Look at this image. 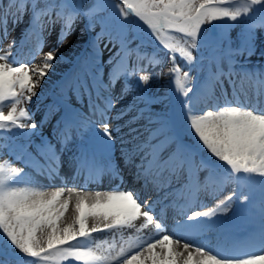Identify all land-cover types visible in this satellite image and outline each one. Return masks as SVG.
Segmentation results:
<instances>
[{
  "label": "snow or ice",
  "instance_id": "1",
  "mask_svg": "<svg viewBox=\"0 0 264 264\" xmlns=\"http://www.w3.org/2000/svg\"><path fill=\"white\" fill-rule=\"evenodd\" d=\"M27 14L28 36L36 38L28 57L21 59L20 49L13 54L16 40L0 48V264H264V72L253 73L236 59L254 54L256 31L264 29V0H94L87 7L85 0H0V43L8 38L9 20L17 25ZM81 18L86 31L97 24L100 30L89 41L90 54L59 85L65 114L63 127L58 121L53 133L56 143L42 137L37 156L22 145L17 151L15 137L30 139L38 127L26 105ZM57 23V43L37 63L44 32ZM236 25L243 26L242 41L233 49L226 38ZM144 37L154 47L151 54L144 50ZM137 39L141 42L132 47ZM109 45L119 47L104 62ZM165 63L166 71L155 75L170 77L180 109L150 119L159 127L148 129L140 141V129L131 125L143 118L139 105L146 98L128 81L136 77L138 85H148L149 69ZM245 79L251 82V97ZM130 93L132 99L117 109ZM73 97L77 104L87 100L88 114L71 106ZM133 111L136 115L124 124L110 122ZM123 127L128 133L121 144L131 145L121 149L124 164L135 168L133 177L143 181L142 189L151 184L162 193L151 204L142 201L140 191L120 186L124 180L112 148ZM74 140H79L74 177L86 173L87 182L107 171L120 184L106 191L69 186L60 177L61 155ZM5 149L15 160L4 158ZM29 170L49 183H40ZM229 186L231 192L214 206L203 203L202 197L217 200ZM157 205H162L158 213ZM233 205L250 217L242 252L206 239L229 231L219 217ZM169 208L175 211L171 233L165 221Z\"/></svg>",
  "mask_w": 264,
  "mask_h": 264
},
{
  "label": "rangeland",
  "instance_id": "2",
  "mask_svg": "<svg viewBox=\"0 0 264 264\" xmlns=\"http://www.w3.org/2000/svg\"><path fill=\"white\" fill-rule=\"evenodd\" d=\"M93 2H94V0H85V7L91 5ZM102 15H107V12L102 13ZM29 23H30V14L25 15L23 17V20L17 25H13L11 23V20H9V23H8L9 35H8L7 39H4L2 41V43H0V48L6 49L12 41L11 38L18 31V34L14 37L13 40H15L17 38L16 42L19 44H21V41L24 42L23 46L22 47L20 46V51L23 50V52H21L22 55L20 58L25 59L26 57H28V53H29L30 49L34 48L35 42H36L35 36H28ZM86 23H87V21L84 18H81L80 20L77 21V24L75 26L74 31L72 32L71 35H69L65 39L63 45L59 49V52L57 53V60H56V62H54L53 69L51 71H49L48 75L44 78V81L42 82L41 86L36 89L37 96L33 97L32 103L30 105H26L27 107H30L31 109L36 110L39 106L50 103L54 97L53 95H55L60 90L59 85L62 83V81L66 77V75H68L70 73V71L73 69L74 65L78 62V60L86 58L87 52L90 51V48H87V45H88L87 42H89L92 35H95V33L100 30V26H99V24H97L94 31H91V32L86 31L85 30V24ZM216 23H219V22H216ZM242 27H243L242 25H236V26L232 27L231 29H228L226 39L227 40L232 39L235 45L241 44ZM59 29H60V24L57 23L54 26H49V28H47L45 30V32H44L45 42H44V46L41 50L40 55H38L36 57L37 63L40 62V58H41L42 54L44 52L49 51L57 43L58 36H59ZM232 30H234L235 33L232 34ZM19 31H21L20 34H19ZM133 34H134L133 32H129V39H131ZM256 34L257 35L255 37V41L260 40V42H263V44H264V29H257ZM141 35H143V34H141ZM69 38L75 39L77 41H76V44L71 49H69L68 51H65L66 50V41L69 40ZM104 42L106 43L107 40H104ZM140 42L141 41L139 39L134 40L132 42L131 46L135 47L136 44H139ZM144 42H145L144 43V50L147 51L149 54H151L152 51H154L153 45L148 42L147 37H144ZM257 45L258 44H256V42H255V51H254L253 55L248 56L247 53H245L242 56H237L236 59L242 60L244 62L247 61L246 63H241L245 67L249 66V61H253V62H259V60L264 61V45L263 46H257ZM118 47H119V45H117V48H115L114 54L117 51ZM111 48H112V46H111ZM17 49H19L17 46L15 48H13V54L14 55L17 53ZM160 55L164 56L165 61H167V56L163 51L160 52ZM60 57H63V59H60ZM238 57H240V58H238ZM178 62H180L183 65L182 61H178ZM167 67H168V64L165 63L162 67H159L157 72L162 71V70L166 71ZM152 76H153V78L148 85H138V80L136 77H132L128 81L130 86L132 88L136 89V92L138 94L142 93L144 95V97L146 98V103H141L139 105V107L144 109V115H148V117L151 115H154L156 117V119H158V118L164 117V116H171L173 111H174L173 105L175 103L173 100H175V98H176V93L174 92V86L171 85V83H170V77H168L167 75H163L157 79L155 73H153ZM244 83H246V82H244ZM120 87H121V84L118 83L115 90L120 91ZM129 96L128 97L126 96L123 101L118 103L116 105V108L117 109L120 108L122 104H126L129 100H131L132 94L130 97ZM176 101H177V105H179L178 99H176ZM5 111H7V108H5ZM114 113H115V109H113V114ZM133 115H136L135 111H133L132 113H129V116H133ZM37 117H39V114H37ZM110 122L112 124L120 123V121L118 122L115 120H112ZM120 124H124V122L120 123ZM136 124H137V126H136ZM136 124H133L131 126H133V127L136 126L134 128H139V129H141V132H142V130L144 128L140 127L139 122H137ZM149 126H151V125H149ZM183 130L184 129H181L180 134L187 141L188 135L187 134L185 135ZM126 133H128V127H123L120 133L115 134V141H116V144L119 145L120 149H122V147H125L124 145L121 144V136L125 135ZM75 141L79 142V140H75ZM69 144L71 145V147L68 148V146H67V148H65V150L63 151L61 156H63L64 153L67 152L69 154L73 153L71 155V157L73 158V156L76 154V152H74L75 149L72 145V142ZM173 146L175 147V145H173ZM113 151H114V149H112V152ZM114 156H117V153ZM68 158L70 159V156L67 157V159ZM120 161H121L120 163L124 162L123 158H121ZM61 162H62V166L60 168V177L64 178L65 170L67 171V173L69 172V166H71V162L62 161V159H61ZM55 181H57V183H58V181H60V179L57 178ZM148 200L150 201L151 198H149ZM232 215H233V219L237 223V225L235 227H237V226L241 227L242 226L241 224L243 221H245L243 226L250 224L249 223L250 220H248V219H250V217H248L245 214L242 206L238 208L237 205H233ZM173 224H174V222L170 223L171 228H172Z\"/></svg>",
  "mask_w": 264,
  "mask_h": 264
},
{
  "label": "bare ground",
  "instance_id": "3",
  "mask_svg": "<svg viewBox=\"0 0 264 264\" xmlns=\"http://www.w3.org/2000/svg\"><path fill=\"white\" fill-rule=\"evenodd\" d=\"M20 32L21 31H19V34H20ZM233 33H235L234 30H232V34ZM17 34H18V31L13 35V37L11 39L13 40ZM92 36H94V35H92ZM15 40H17V38ZM76 41L77 40H75V39L69 38V40L66 41V50L65 51H68L69 49H71L76 44ZM255 42H256V44H258L257 46H263L264 45L263 42H260V40H256ZM87 43H88L87 48H90L89 42H87ZM104 43H105L104 41L101 42V48H103ZM228 44H230L233 49H235L241 45V44L235 45L232 39L226 40V46ZM17 45H18V43H17ZM114 51H115V48H111V45H109V47L107 49L103 50L102 60L104 62H106L107 59L109 58V56L114 55ZM21 52H23V50H21ZM90 52H91V48H90ZM158 69H159V67L156 69H150L149 71L153 74V73H156L158 71ZM106 72H107V68H105V73ZM193 75H197V73H195ZM200 75H203V73H200ZM236 79L239 83V78H236ZM246 83H244L243 86L247 90L249 97H251L253 95V89H250L252 87L251 83L248 84V81ZM115 92L119 93V90H115ZM228 92L230 94L231 89H228ZM129 95L131 96V94H129ZM53 96L54 97L50 103L39 106L38 107L39 109L37 108L36 110H34V109L30 108L33 112L34 117H35L34 120L38 125L37 129L34 130L36 134L31 136L30 139L25 138V137H15L14 146H17L16 147L17 151L20 150V148L18 146L22 145L26 148V150L28 152L32 153L34 156H37L38 155L37 146L42 144V137H45L48 140H51L53 143H56V139H55L53 133L55 130H57V122L58 121H61L59 127H63L62 117L65 114V108H64L65 102L62 101L60 98V90ZM71 106L79 108L85 114H88V107H87V100L86 99L83 102L77 104L75 98L73 97V99L71 101ZM57 108H58V110H57ZM177 111H179V106L177 108ZM37 114H39V117H37ZM46 114H47V116H46ZM130 117L131 116H129V115L124 117V119L121 120L120 123H123L124 121L128 120ZM150 119L154 121L155 116L151 115L148 117V115H144L143 118L138 121L140 123V127L144 128L142 130V132L140 129V135H139L140 141H143L145 138L148 137V135H149L148 128L150 127L149 125H151V129H155V128L159 127L156 125V123H150L149 122ZM136 126H137V124H136ZM136 126H134V127H136ZM131 127H133V126H131ZM14 131L23 132V131H28V130H14ZM185 132L187 134L186 130H185ZM160 138H162V137H160ZM156 142L157 141H155L154 143H156ZM9 143L12 144L13 142L10 141ZM56 146H57V144H56ZM124 146L130 147L131 145H124ZM172 148H174L173 145L169 146V148L165 152V155L167 154V151H171ZM113 149L117 150V156H112V161L116 165V163H118L121 160V158H123V156L121 154V149H120L119 145L116 144L115 141L113 142ZM3 155H4L5 159L15 160V157L13 155L9 154L8 149L4 150ZM67 157H69V155H63L62 161L71 162V166H69V172L67 173V171L65 170V174H64V179L67 181L69 186L75 185L76 187H86L88 190H91V191H96V190L106 191V190H110V189L114 188L116 185L120 184V180L117 178H114L107 171L103 175H101L95 179L88 180L87 182L85 179V177L87 175L86 173L84 175H79V176L74 177L75 162H74L72 157H70V159L69 158L67 159ZM135 159L138 162L139 158L136 157ZM16 166L23 167V164L20 163L19 161H16ZM119 169H120V174L122 175L123 180H124V183L120 186L122 188H125V189L134 188V189L140 191L142 201H146L147 195L149 193H151L152 191L153 192L155 191L152 188L151 184H149L146 188L142 189L143 181L137 182L134 180V177H133V173L135 172L134 167L126 166L125 164L121 163L119 166ZM29 171L32 172L34 179L38 180L40 183H43V184L49 183V181L47 180V178L45 176H41L38 173H35L34 170H29ZM205 175H206V172L202 171L200 173L201 179H203ZM54 182L56 184L60 183V181H58V183H57V181H54ZM230 190H232L231 186L226 188L225 191L220 194V196L217 198V200H213V199H210L207 197H202L203 203L206 204L208 207L214 206L215 203H217L219 199H223L225 196H227L231 192ZM155 194L156 195L154 197L155 198L154 201L157 199L158 195H162V193L158 194L157 192ZM166 203H168V201H166ZM199 210H203V209H199ZM156 211H157V213L159 212V210L157 208H156ZM169 212H171L172 214H170ZM65 215L68 219H70L71 218V210H69V212L66 213ZM174 216H175V211L172 208L167 209L166 217H165L166 223L169 221V219H170L169 217H174ZM231 216H232V209L228 213L220 216L219 218L221 220L226 221L227 224L229 225V224L234 223ZM171 229L172 228L168 226V232L169 233H171ZM151 232H152V230H146V234H151ZM225 233H222V234L211 233V235H207L206 239H210L213 246L221 245V246H224L226 248L233 249L235 251H240V252L245 250L246 247H239V248L235 249L236 247H232L231 244H228L226 241H224V239H226L228 237V236H226ZM94 236L97 239L103 238V234H101V233L94 234ZM230 237H231V235H230Z\"/></svg>",
  "mask_w": 264,
  "mask_h": 264
}]
</instances>
